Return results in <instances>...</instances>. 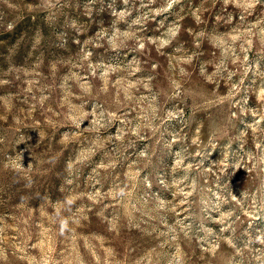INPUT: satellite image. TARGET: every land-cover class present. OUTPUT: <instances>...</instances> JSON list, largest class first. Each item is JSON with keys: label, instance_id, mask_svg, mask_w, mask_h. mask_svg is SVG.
Wrapping results in <instances>:
<instances>
[{"label": "rangeland", "instance_id": "374dc122", "mask_svg": "<svg viewBox=\"0 0 264 264\" xmlns=\"http://www.w3.org/2000/svg\"><path fill=\"white\" fill-rule=\"evenodd\" d=\"M0 264H264V0H0Z\"/></svg>", "mask_w": 264, "mask_h": 264}]
</instances>
